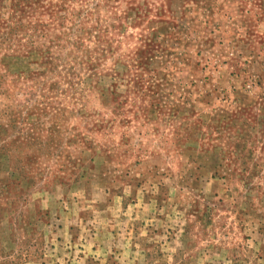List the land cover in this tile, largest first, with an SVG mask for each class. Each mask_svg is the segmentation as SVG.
Here are the masks:
<instances>
[{
  "label": "rangeland",
  "instance_id": "obj_1",
  "mask_svg": "<svg viewBox=\"0 0 264 264\" xmlns=\"http://www.w3.org/2000/svg\"><path fill=\"white\" fill-rule=\"evenodd\" d=\"M0 264H264V0H0Z\"/></svg>",
  "mask_w": 264,
  "mask_h": 264
},
{
  "label": "trees",
  "instance_id": "obj_2",
  "mask_svg": "<svg viewBox=\"0 0 264 264\" xmlns=\"http://www.w3.org/2000/svg\"><path fill=\"white\" fill-rule=\"evenodd\" d=\"M0 118H2V117H0Z\"/></svg>",
  "mask_w": 264,
  "mask_h": 264
}]
</instances>
